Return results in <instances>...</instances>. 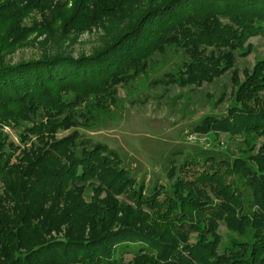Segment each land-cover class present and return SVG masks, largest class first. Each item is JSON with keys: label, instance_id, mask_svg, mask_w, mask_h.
I'll return each mask as SVG.
<instances>
[{"label": "trees", "instance_id": "obj_1", "mask_svg": "<svg viewBox=\"0 0 264 264\" xmlns=\"http://www.w3.org/2000/svg\"><path fill=\"white\" fill-rule=\"evenodd\" d=\"M130 1L0 0V54L15 47L22 21L35 13L42 23L29 33L52 35L58 25L67 36L119 15ZM52 18L54 26L45 22ZM260 34L264 0H153L91 56L56 53L17 64L0 57V264H124L128 253V264H264V147L232 164L214 152L180 161L176 151L168 185H146L82 131L122 109L121 87L132 89L175 56L174 71L151 86L200 89L231 73L237 88L228 115L204 118L195 132L264 138V101L257 100L264 59L243 71V82L236 67L249 53L245 43ZM191 165L204 169L193 180ZM230 171L250 196L227 184ZM220 220L252 240L219 254ZM190 233L198 242L181 243Z\"/></svg>", "mask_w": 264, "mask_h": 264}, {"label": "rangeland", "instance_id": "obj_2", "mask_svg": "<svg viewBox=\"0 0 264 264\" xmlns=\"http://www.w3.org/2000/svg\"><path fill=\"white\" fill-rule=\"evenodd\" d=\"M162 1L156 0V3ZM152 3L153 0L130 1L125 7L124 5L120 7L119 15L111 16L83 32H68L67 36H63L62 28L56 25L57 20L53 18L45 22L51 23V26L56 25L54 34L40 37L37 32L29 33L28 29L37 24L34 22L42 20L41 15L35 13L22 21L24 33L18 32L16 35L20 36L18 42L11 40L15 47L9 50V53H1L0 57L7 64H17L53 56L56 53H65L74 58L91 56L117 39ZM62 36L61 43L58 44ZM248 46L247 56L236 58L241 82L245 81L243 71L252 70L258 61L264 59V34L251 37L245 43V47ZM1 47L0 42V49ZM170 60L166 66L138 80L132 89L121 87L119 96L122 100V109L118 112L113 109L112 113H105L96 127L82 130L86 138L93 143H101L117 153L123 166L129 169L138 181L144 180L146 185L157 183L168 185L166 174L168 160L176 151L183 153L180 158L178 157L180 161L184 159V155L214 152L226 157L231 164L239 158L246 159L262 153L260 149L264 147L263 137L254 138L251 134L243 133L195 132V127L201 124L204 118L222 119L228 115L229 108L236 104L237 88L232 84L231 73L215 80L214 83H204L200 89L151 86L152 81L158 76L174 71L176 68L174 64L180 61L175 56ZM257 96V100L264 101V90L259 91ZM222 98L224 99L220 102ZM251 102H255L254 98ZM253 104L251 105L254 106ZM6 132L10 133L12 140L19 143L15 131L6 128ZM70 133L71 131L63 132L60 137ZM262 154L264 156V152ZM187 168L191 169L187 178L192 180L196 178L197 173L204 170L192 165ZM238 175L230 171L226 175L227 184L240 188V194L244 198V193L248 191L243 187L242 178L240 179ZM86 192L87 190L85 198L92 195V192L89 195H86ZM248 194L250 196L251 191ZM217 233L220 238L219 254L233 249V243L252 240L250 233L241 235L232 231L223 220L218 222ZM198 240L196 233H190L181 243L194 244ZM132 259V253L124 255V264H128Z\"/></svg>", "mask_w": 264, "mask_h": 264}]
</instances>
